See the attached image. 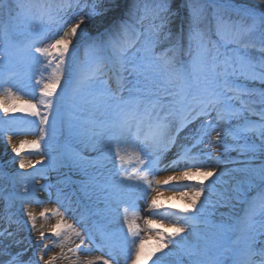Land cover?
Masks as SVG:
<instances>
[{
    "label": "snow or ice",
    "instance_id": "6c2138e0",
    "mask_svg": "<svg viewBox=\"0 0 264 264\" xmlns=\"http://www.w3.org/2000/svg\"><path fill=\"white\" fill-rule=\"evenodd\" d=\"M112 3L119 7L116 0ZM259 4L264 5V0ZM224 6L252 23L243 26L216 16L217 39L213 40V33L200 27L203 7H194L192 0H187L188 16L175 35L168 25L179 16V10H172L171 0H155L151 5L145 0L143 15L138 18L140 5L133 0L119 24L95 36L86 28L94 16L105 11L101 0H93L90 8L85 4L87 11L80 10V0H61L55 5L50 0H0V112L4 114L0 135L25 122L26 118L9 115L16 112L38 118L39 124L47 126L40 129L37 139L22 140L19 146L8 137L19 168L41 163L43 155L41 161L23 159L24 145L39 153L47 130L57 125L61 134L67 132L69 141L97 153L85 157L81 152H61L55 159L83 175L72 183L79 185L80 193L96 209L94 214L105 213L107 226L103 230L89 227L84 217L77 220L80 228L67 223L69 209L60 195L56 200L60 207L39 214L59 217L50 229L52 237L68 240L66 234L70 233L79 238V244L69 252L92 251L87 245L108 249V258L98 256L83 264H116L119 256L131 254L127 243L137 239L131 264H264V91L257 93L233 79L243 77L264 84V54L254 57L249 51L256 48L264 53V10L230 3ZM147 18L153 23L146 31H139L137 24ZM257 31L259 47L250 39ZM166 42L169 46L158 52L157 46ZM221 48L226 51L221 52ZM81 50L83 60L79 59ZM184 56L188 59H182ZM35 90L40 97L37 102L21 95V91L32 95ZM85 102L93 115L82 120ZM256 103L262 106L259 111L253 107ZM177 114L178 119H170ZM217 144L221 153L231 147L243 159L223 160L216 154ZM173 148L178 150L165 163ZM213 154L217 165L239 166L222 167L219 172L204 167V158L211 160ZM48 158L54 159L51 155ZM133 159L138 167L129 171L126 165ZM176 168L182 170L163 181L155 180L157 172ZM181 181L191 182L182 185L192 188L182 193L187 203L169 213L176 221L170 228L157 230L152 219H145L148 231L155 232L158 241L146 251L136 222L137 201L147 196L154 183L173 187ZM253 189H259L258 197L245 201L250 211L242 221H233L226 213L213 219L220 208H234L235 202ZM0 200L6 202V208L14 201L22 208L26 202L43 203L27 184L22 194H5L0 189ZM164 207L153 196L150 215ZM36 220L31 211L27 221L14 220L11 214L0 217V256L8 257L0 259V264H54L56 256L25 261L23 252L13 254L11 245L2 243L8 239L23 246L27 238L18 239L19 232L28 222L35 229ZM47 238L40 231L39 244L45 250L50 247L44 242ZM63 244L62 240L52 246L63 248ZM78 262L79 257L73 264Z\"/></svg>",
    "mask_w": 264,
    "mask_h": 264
},
{
    "label": "rangeland",
    "instance_id": "374dc122",
    "mask_svg": "<svg viewBox=\"0 0 264 264\" xmlns=\"http://www.w3.org/2000/svg\"><path fill=\"white\" fill-rule=\"evenodd\" d=\"M259 2V0H255ZM51 3L58 4L61 2V0H50ZM93 0H80L81 3V9L82 11H87V8H85V4L88 5V7H91ZM116 2L119 4V7H115L112 3V0H101L102 6L105 9V11L102 13V15L94 16L92 20L87 24L86 31L89 35L95 36L98 32L104 31L106 28L111 27L114 24H119L121 19L126 17L127 14V8L130 7L133 3V0H116ZM137 2L140 5L141 11L137 14V18L140 15H143V4L145 0H137ZM147 2L151 5L155 2V0H147ZM192 4L194 7H203V18L200 22L201 29L205 31H210L213 33L212 39L216 40V36L214 35L215 32V24H216V16H223L225 19H230L232 22H235L237 24L247 26L252 23L251 19L242 17L240 15L235 14H223L218 12V6H213L211 9V6L209 3H207L204 0H192ZM171 7L173 11L179 10V16L172 19V22L168 25V28L171 30L173 35H175L180 26L181 21L184 20L189 13V9L187 7V0H171ZM7 21V18L5 17V22ZM75 22V21H73ZM153 21L151 18H147L143 20L142 24H137V28L139 31L144 32L146 31ZM156 23H159V21H156ZM185 27V46L187 45V38H186V30L187 25H184ZM251 40H253L257 47H259V31H257L255 34H253L250 37ZM169 43H163L157 46V51H163L164 48L168 47ZM226 51L225 49L221 48V52ZM251 54L254 57H259L260 55L264 53L255 52L252 49H249ZM79 59L83 60V50H81L79 54ZM182 59L187 60L188 57L184 56ZM233 79L236 80L237 83L244 84L249 89H254L257 93L264 91V84H261L259 81H247L243 77H234ZM16 90V89H14ZM21 95H24L25 99H31L33 102H37L39 97L38 90H35L32 95H25L24 91H21ZM253 100H259L258 96H253ZM253 107L259 111L262 107L259 103H256L253 105ZM12 116H15L17 119L26 118L25 122L21 123L19 127H13L10 129L7 133L0 135V189H3L5 193L12 192L13 190H17L16 186L17 184L9 185L11 182L15 181V183L26 181L28 184L31 183L34 185L36 182H41L38 185V188L35 190V194L40 199V196H38L41 191L44 193V196L47 198L42 199L43 203H28L26 202L24 206L31 208V204H36L40 208L39 209H54L57 207H60V205L57 204V196L60 195L61 199L64 202L65 207L69 209L65 213V220L67 223L75 224L77 228H80L81 225L77 223V220L84 217L87 220L88 226L93 228H98L103 230L107 226V219L105 216V213L101 211L99 214H94L96 212V209L93 208L91 205H89L88 201L83 197L82 193H80L79 185L72 183L73 181H78L83 179V175L76 169L70 168L67 166L66 163H62L59 159H55L58 156V153L61 152H81L85 157H94L97 155L96 152L91 151L89 148L85 147V145L76 143L73 141H69L67 138V132L64 131L63 134H61L57 129L59 125L56 127H53L51 129L47 130V134L44 137V141H47L45 143L44 141L41 142V149L39 153H36L35 151L31 150L30 145H24L25 151L22 152V157L25 161H41V156L43 155L44 159L41 161V163H33L32 165H29L28 168L25 167L23 169L19 168V160L15 159V153L12 152V144H16L19 146L20 141L22 140H34L37 139L40 136V129L46 128L47 126L39 124L38 118L35 117H26L25 113L16 112L13 114H9ZM93 113L91 111L90 105H88L86 102L83 104V110L80 113L82 120H87L90 117H92ZM4 114L0 112V118H3ZM96 117L99 118V114H96ZM52 119V117H50ZM172 120L178 119V114L173 115L170 117ZM251 119L258 120V116H251ZM232 123H235L233 121ZM228 125H224V127H227ZM217 131H221L220 128H217ZM183 135L184 133H181L180 143L183 142ZM213 136L216 135L215 132L212 133ZM11 136L12 144L8 143V137ZM229 145L232 144L231 138H228ZM217 149L216 154H220L221 158L225 161L227 160H237V159H243L242 157L238 156V153L233 151L232 148H229V151L227 153H221V147L219 144L215 145ZM178 150V149H177ZM176 152V149H172L170 152L166 154L165 157V163H167L169 160L173 158L174 153ZM213 154V157L211 160H208L206 157L202 161L203 166L207 168H216L217 172L220 171V168H232V167H238V164H230L226 163L223 165H217L215 162V155ZM49 155H51L54 159H49ZM46 160V163H45ZM48 163V164H47ZM258 163V161H257ZM56 164V167H53V165ZM235 165V166H234ZM194 166H200V165H194ZM128 167L129 171H133L135 167H138V165L135 164V160H132V163L130 165H126ZM91 171V169H89ZM166 171H160L155 174V180L163 181L161 178ZM152 177H150L151 179ZM211 179V178H210ZM207 183V181H206ZM169 190L170 187L166 185H156L153 184V188L149 190L147 196L144 199L137 201V211H138V217H137V223L140 225L141 228V237L145 239V248H147L148 251H151L153 247L157 244V238L155 235V232H150L147 229V226L145 225V219H152L154 224L153 227L157 230H163L168 228V224H174L175 217H172L169 215L171 211H178L179 209H183L184 207H178L175 206L174 208L165 205L162 200H160L156 193L160 190ZM49 193H51V197H49ZM259 189H253L250 190L245 197H242L239 202H235V207L232 209L228 208H220L218 210V213L215 217H213L214 220L219 219V213H226L232 217L233 221H242L245 217L246 213L250 211L249 204L246 203V200H252L254 197H258ZM153 196H156L158 201L164 205L165 207L159 210V213L156 215H150V209L149 204ZM41 200V199H40ZM16 207L21 206L19 201H14L10 208H6L3 206L2 210H5V213H9L12 215V217H15L20 214V210L24 213V207L20 210H15ZM259 201L256 200V207L258 208ZM103 205H101V208ZM121 208H123V205H121ZM40 210V212H41ZM61 211H64L63 208H61ZM183 215V213H181ZM56 217L55 215H47L46 217L38 216L37 221H39L43 229L40 227L38 229L34 230V239L35 244H29L28 241H25L23 246L21 248H26V256L27 258L33 257L36 254L40 257L41 255L47 257L48 254L55 251L54 247L50 245V247L47 250L39 251L35 249L36 244H39V240H36V238H39L40 231H45L46 236L48 239H52L50 233L51 227L54 225L53 218ZM227 218V217H226ZM258 219V217H257ZM126 230V229H125ZM187 231V229H186ZM183 235V234H182ZM98 238H100L99 233H97ZM63 236L59 238H54V241L61 240ZM70 238H72L73 241H76L77 244H79V238H77L75 235L70 234ZM69 238V240H70ZM179 239V238H177ZM27 240V239H26ZM31 240V239H30ZM38 241V242H37ZM33 243V240H32ZM135 243H138V239L135 242L129 241L126 245L127 251L131 253L130 255H121L118 258L122 260V257L124 256V261L120 264H131V260L134 258V250H135ZM66 246V245H65ZM90 248H95V245H87ZM29 247V248H28ZM68 247V245H67ZM82 248L84 246H81ZM169 248L172 247V245L168 246ZM257 247H259V244H257ZM70 249H75V245L71 246ZM36 250V252H35ZM108 251L107 248H105L103 251L101 250L100 253L102 256L107 258L106 252ZM166 251V250H165ZM42 252V253H41ZM85 252V251H83ZM86 252V253H91ZM77 254L76 251L68 252L69 256H75ZM65 255V254H63ZM159 255V253H157ZM126 258V259H125ZM155 259V257H153ZM148 264H151V261H148Z\"/></svg>",
    "mask_w": 264,
    "mask_h": 264
},
{
    "label": "bare ground",
    "instance_id": "6f19581e",
    "mask_svg": "<svg viewBox=\"0 0 264 264\" xmlns=\"http://www.w3.org/2000/svg\"><path fill=\"white\" fill-rule=\"evenodd\" d=\"M208 3H210V5L214 4V3H228L227 0H206ZM258 11V10H257ZM259 12V11H258ZM176 149L177 151V148H174ZM175 154V152H173ZM174 156V155H173ZM45 163H46V160H45ZM48 164V163H47ZM235 166V165H234ZM53 167H56V164L53 165ZM28 168V166H27ZM182 169L181 168H176V169H170L168 170L161 178L164 180L165 178H167L168 176H171V175H174L176 173H178L179 171H181ZM41 182H36V184L34 183L31 184V183H27L26 181H23V182H18V183H14V184H17L16 188L17 190H13L12 192H15V193H18V194H22L23 191H24V184H27L29 189L32 190L33 188L36 190L38 188V185L40 184ZM176 183V186H173V187H170V189L168 190H160L159 192L156 193V196L162 200V202L165 203V205H168V206H178V207H185L186 203H187V198L184 197L182 195L183 192L185 191H188V192H191L192 191V188L191 187H183L182 185H185V184H190L191 182H188V181H181V182H175ZM13 183L11 182L9 185H12ZM10 193V192H8ZM158 193H162V195H158ZM7 194V193H5ZM40 196V199H44V198H47L44 196V193L41 191L40 193H38ZM203 199V197H202ZM6 205V202L3 201V200H0V208H2L3 206L5 207ZM31 208H29V206L27 207L26 205L24 207V213L20 210L22 209V206H19V207H16L15 206V210H20V214L16 217H13L14 220H16L15 218L19 217L18 219L21 220V221H27V212L28 211H31L33 213L36 214L37 216V219H38V216L40 214V210L39 209L40 207L38 205H34V204H31ZM43 211V209L41 210ZM7 214H4V215H0V217H3V216H6ZM59 219V217H54L53 220H54V224L57 222V220ZM4 224L6 226V221H4ZM168 228L172 227L173 224H168ZM42 228L43 229V226L42 224L36 220V227L35 229H38V228ZM13 228H15V225H13ZM31 224L30 222H28L27 226L24 227V229L22 231L19 232V236L17 237L18 239H24V238H27V241L29 242L30 239L33 240V242L35 243L34 239H32V237L36 236L34 235V230L35 229H31ZM45 232V231H44ZM66 235H70V233L66 234ZM55 238V237H54ZM54 238L52 239H46L44 242L47 243V244H51V245H54V244H59L60 241H64V244H63V248L61 247H57V246H53L55 251L48 254L47 257H45L44 259L47 260L50 256H56L57 259L56 261L54 262V264H73L74 261L77 260V257H79V262L78 264H83V262L87 259H91V258H95V257H98V256H102L100 253L101 250L98 249V248H92V254L90 253H86V252H83V251H79L77 252V254L75 256H69L68 255V249H70L71 246L73 245H76L77 242L76 241H73L72 238H70V240H65V237L63 236L61 240H57V241H54ZM26 240V239H25ZM36 240H39V238ZM38 242V241H37ZM3 244L5 245H11L10 247V251L15 254L16 252H23V259L25 261L26 258V248H21V246H18V245H15V244H12L10 240L8 239H4ZM100 243V238H98L97 236V244ZM39 245V246H37ZM66 245V246H65ZM68 245V247H67ZM35 249L36 250H39V251H44L45 249L43 248V245H40V244H36L35 246ZM35 250V251H36ZM146 251L147 248H145ZM42 253V252H41ZM65 254V255H63ZM32 259H35V260H39V256L36 254L35 256L31 257ZM108 258V257H107ZM0 259H3V260H7L8 257L6 255H3V256H0ZM124 261V256L122 257V260L121 259H118V261L116 262V264H119L121 262ZM40 264H43V261H40ZM97 264H102V261H98Z\"/></svg>",
    "mask_w": 264,
    "mask_h": 264
},
{
    "label": "trees",
    "instance_id": "16d2710c",
    "mask_svg": "<svg viewBox=\"0 0 264 264\" xmlns=\"http://www.w3.org/2000/svg\"><path fill=\"white\" fill-rule=\"evenodd\" d=\"M246 1L255 2V3L258 4L261 8L264 9V5H260L259 2L255 1V0H246Z\"/></svg>",
    "mask_w": 264,
    "mask_h": 264
}]
</instances>
